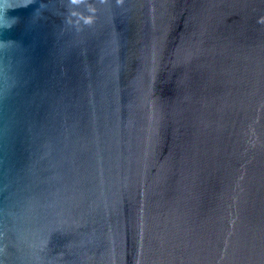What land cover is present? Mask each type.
Listing matches in <instances>:
<instances>
[{"label": "water", "instance_id": "95a60500", "mask_svg": "<svg viewBox=\"0 0 264 264\" xmlns=\"http://www.w3.org/2000/svg\"><path fill=\"white\" fill-rule=\"evenodd\" d=\"M89 2L8 12L0 264H264V0Z\"/></svg>", "mask_w": 264, "mask_h": 264}, {"label": "clouds", "instance_id": "9594fccd", "mask_svg": "<svg viewBox=\"0 0 264 264\" xmlns=\"http://www.w3.org/2000/svg\"><path fill=\"white\" fill-rule=\"evenodd\" d=\"M50 0H0V56L3 61L0 62V75L4 78V94L7 95L11 87L16 83V71L13 67V57L15 53L23 48L21 42L4 38V33L10 31L19 22V17L9 16V11H14L18 8H27L30 5L38 4L31 14V25L38 24L45 19L44 13L49 11ZM123 0H116L119 5ZM98 4L105 5L108 0H97ZM68 5L77 6V8H67V14L64 18V23L76 27L79 30L81 22L88 26L94 22V17L98 11L95 3H90L89 0H67ZM84 5L83 11L78 10L79 5ZM87 13V14H85ZM26 57H21L23 63Z\"/></svg>", "mask_w": 264, "mask_h": 264}]
</instances>
